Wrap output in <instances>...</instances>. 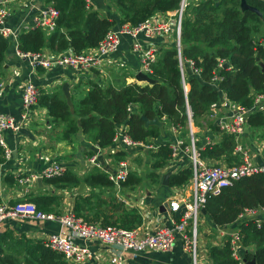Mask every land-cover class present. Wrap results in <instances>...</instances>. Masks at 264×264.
I'll list each match as a JSON object with an SVG mask.
<instances>
[{
	"label": "trees",
	"instance_id": "1",
	"mask_svg": "<svg viewBox=\"0 0 264 264\" xmlns=\"http://www.w3.org/2000/svg\"><path fill=\"white\" fill-rule=\"evenodd\" d=\"M107 1L116 9L117 17L102 16L98 10L89 7L86 0H47L60 12L57 28L52 33L40 28L22 30L18 36V49L32 55L45 50L55 55L66 52L80 54L97 47L110 30L123 25L137 27L158 14L177 10L182 0ZM191 1L182 24L181 54L184 60L194 61L195 67L202 72L200 76H195L190 69H186L188 91L183 87L178 50L172 47L160 50L150 75L154 84L139 83L135 77L133 82L121 86L91 83L85 96L73 99V107H70L62 91L43 92L38 105L47 111L53 124L64 125L65 139L72 140L83 135L105 149L113 145L118 131L126 128V134L133 141L148 145L149 139L155 143L163 136L157 127L146 128L142 115L151 120L158 117L170 126L186 129L187 100L194 123L217 106L223 94L228 101L246 109L253 106L254 94H264L261 67L264 64V0H247L263 14L262 17L251 11H242L240 0ZM8 46L9 40L0 35V73L4 70ZM220 61H225L222 68L219 67ZM225 64L228 66L225 67ZM216 73L222 77L217 87L211 84ZM135 105L137 110L132 109ZM247 122L250 129L264 127V114L251 113ZM199 144L202 146L201 141ZM235 145L234 137L224 135L220 144L203 145L201 156L203 159L225 160L228 165H233L239 159L234 155ZM148 154L152 163L151 172L146 177L151 185H156L160 183L158 171L171 160L172 148L170 144H161ZM126 156L124 152L119 153L120 159ZM192 175L191 166L172 174L169 186H185ZM143 180V176L130 173L121 187L134 190ZM44 182L56 191L77 188L86 183L92 191L88 195L76 196L73 211L76 217L88 223L125 229L139 228L143 224L138 208H126L116 197L107 199L105 192L95 190H115L108 175L100 171H93L84 177L67 171L61 176L44 179ZM26 201L33 202L40 211L51 213L61 206L62 196L45 191L28 195ZM257 207H264V174L243 179L224 189L220 195L210 197L205 208L216 226L237 227L242 245L255 247V251L248 250L242 255L246 264L252 260L264 264V223L258 224L255 220L236 222L242 211ZM208 257L211 264H240L233 257L229 239L222 246L211 245ZM0 264L67 262L63 255L47 247L44 241L32 240L25 235L15 237L7 231L0 233Z\"/></svg>",
	"mask_w": 264,
	"mask_h": 264
},
{
	"label": "crops",
	"instance_id": "2",
	"mask_svg": "<svg viewBox=\"0 0 264 264\" xmlns=\"http://www.w3.org/2000/svg\"><path fill=\"white\" fill-rule=\"evenodd\" d=\"M34 5L42 8L48 5V3L47 0H21L13 4L12 15L8 18L7 26L16 32H21L26 25L33 27L34 19L37 15V11L32 9ZM90 7L105 12V15L118 16L116 9L107 0H91ZM161 15L158 14L153 18H160ZM8 40L9 48L6 54L4 70L0 73V113L14 117L17 120L21 118L22 91L26 83L34 84L42 93L63 92V86L68 84V94L73 104V99H79L88 93L91 83H98L104 86L108 84L121 86L133 82V77H136V74L141 69L140 57L132 51L133 39L126 35L122 38L118 52L108 59L103 68L86 69L84 71L60 67L49 70L41 67L37 68L32 64L33 60L31 57L25 59L17 56V39L9 38ZM140 40L146 45L155 44L162 46L160 47L162 49L172 48L175 41L174 36L170 37L167 45L164 39L159 37L150 40L141 37ZM43 53L47 56L54 55L49 50H45ZM63 54L70 55L72 52ZM106 76L110 77L106 78ZM235 108L234 102L228 101L223 94L217 106L213 107L207 115L194 122V124L197 123L195 124L197 140L202 143L204 139H208V144H220L222 137L218 132L216 123L221 118H230ZM132 109L137 110L138 106L135 105ZM252 113L260 112L258 109H255ZM199 123H206V128ZM63 131L64 125L53 124L47 115V111L37 105L33 109L26 126H24L19 134L11 131L5 132L4 141L11 154L7 157L5 148L0 146V203L2 201H7L11 204L18 203V201L23 202L32 193L56 192L57 195L62 196L61 206L57 209V213L64 214L73 211L79 187L56 191L53 187L48 186L44 180L42 186L39 187L37 181L40 177L36 180H31L26 186L20 184V179L33 175L37 177L42 176L47 168L54 165L62 166L65 172L70 171L79 177H84L96 171L88 164V159L96 154L103 164L109 165L108 170L112 172L115 171L114 169L117 167L119 161L123 160L119 158V153L123 152L127 155L125 159L130 161L134 158L131 161L142 168L137 169L139 170L136 172L138 175L143 176L142 173H144L146 167H150L151 163L148 160V162L144 161L143 164L135 161V157L137 156L148 159L147 153L144 150L131 149L117 152L118 147L114 144L101 149L83 135H79L75 139L72 138V140H67L64 138ZM183 136V131L180 134L170 132L166 137L168 140L166 144L174 145L179 139H185ZM248 136L246 143L251 148L253 157L257 160L259 156L264 161V127L250 129ZM163 139L165 140V137L156 140L155 143L160 142L159 145H161L163 144L161 143ZM202 160L207 165H228L225 160ZM190 166L189 155L185 152H180L175 159L169 161L165 168L158 171L160 177L159 184L140 186V191H138L139 189L126 190L129 192L125 194L124 199H120V202H123L126 208L136 207L140 210L144 221L139 228L152 233L159 227L170 228L173 226V220H176L175 217L178 218V215L172 216L168 204L181 192L183 187L164 186L163 178L167 174H175ZM9 178L12 181H9ZM120 187L117 188L115 186L114 191L109 189L95 190L97 192H105L104 197L109 199L110 197L117 198L116 193L125 190L122 187L121 190ZM90 191L92 189L87 186V192L83 195H88ZM203 217L201 245L204 247V250L201 256V264H211L207 254L208 248L211 245L219 246L221 241L218 231L224 227L216 226L208 215L203 214ZM61 229L60 223L52 221H7L4 227L0 229V233L11 231L15 237L25 235L32 240L46 241L48 236L57 234ZM74 242L80 245H88L91 251L94 252V257L86 264H110L109 259L112 255H122L128 264H192L190 255L184 250L180 241L177 242L176 247L170 252L144 251L136 254L131 252L121 253L119 249H110L95 243H87L80 238H75ZM248 250L255 251V247L246 248L241 246L239 253L244 255ZM96 253L100 254L101 258L96 259ZM67 264L69 263L67 262Z\"/></svg>",
	"mask_w": 264,
	"mask_h": 264
},
{
	"label": "built area",
	"instance_id": "3",
	"mask_svg": "<svg viewBox=\"0 0 264 264\" xmlns=\"http://www.w3.org/2000/svg\"><path fill=\"white\" fill-rule=\"evenodd\" d=\"M21 0H0V35L5 38H14L18 40L19 32L14 31L7 26L8 18L12 15V5ZM88 4L91 0H86ZM191 0H182L177 10L169 13H163L160 18L151 20L137 26L123 25L110 30L105 38L95 48L86 50L80 54H57L47 56L44 53L27 54L17 49V56L27 59L32 58V64L35 67H41L45 70L60 68H72L74 70L84 71L86 69H101L107 63L108 59L118 52L123 36H129L133 39L132 51L137 53L141 61V69L138 73H144L150 76L153 72V65L157 62L162 46L146 45L141 42V37L150 40L153 38H163L166 45L171 36H174V45L179 53V67L182 75L183 87L188 91L185 78L186 69H190L195 76H200L202 70L195 67L192 60H184L182 57V24L185 17V10ZM200 1V0H197ZM32 9L37 11L34 19V26L26 25L22 30H31L40 28L47 33H52L57 28L60 12L53 5H46L42 8L33 6ZM225 61H220L219 67L222 68ZM137 73V74H138ZM136 78V77H135ZM222 81L219 74H215L211 84L218 86ZM42 92L32 83H26L22 91V113L19 120L14 117L0 113V146L5 148L7 157L11 151L7 149L4 141L6 131L19 134L26 126L33 109L38 105ZM235 104V111L230 118H221L218 123V132L223 137L231 136L235 140L234 155L238 157V163L233 165H207L203 162L201 151L203 148L199 145L196 132L193 125V114L187 100L188 130L187 139H179L172 148L171 159H175L180 152L189 155L193 175L189 183L183 186L181 192L169 202V208L172 216L178 215L173 220V226L170 228L159 227L150 233L141 228L125 229L117 226H102L97 223H88L82 218L75 216L74 211L64 214L40 211L33 202L23 201L11 204L10 202L0 203V229L4 227L7 221L13 222H45L52 221L61 224V231L57 234H51L47 237L45 244L53 251L64 256L69 264H86L93 257L94 252L88 245H80L74 242L75 238H80L87 243H95L110 249H119L121 253L131 252L133 254L144 251L170 252L177 242L180 241L184 250L189 253L192 264H201L199 260L200 243L199 227L201 217L205 210L207 201L210 197L220 195L224 189L232 187L235 183L251 178L256 175L264 174V164L258 163L253 157L251 148L247 145L248 134V115L253 110L258 109L264 114V94H254L253 106L249 109ZM183 127L170 126L169 131L172 133H182ZM127 129L121 128L113 140V144L118 147L119 151H128L131 149L151 150L156 149L153 145H147L143 142L133 141L127 134ZM264 162V161H263ZM88 164L94 169L108 175L117 188L128 179L131 172H138V166L131 160L123 159L119 161L115 171H109L108 166L100 161L99 156L88 159ZM134 165V166H133ZM136 167V169L134 168ZM65 173L62 166L54 165L47 168L42 176H29L20 179V184L28 185L31 180L39 177L51 179L61 176ZM263 217V218H261ZM255 220L264 223V207L249 208L242 211L237 219V223ZM219 239L222 246L230 240V246L233 251V257L246 264L243 256L239 253L241 245V234L238 228L231 229L227 226L218 231ZM95 258H101L96 253ZM110 264H128L122 255H112L109 259Z\"/></svg>",
	"mask_w": 264,
	"mask_h": 264
},
{
	"label": "water",
	"instance_id": "4",
	"mask_svg": "<svg viewBox=\"0 0 264 264\" xmlns=\"http://www.w3.org/2000/svg\"><path fill=\"white\" fill-rule=\"evenodd\" d=\"M188 2L190 3V1H188ZM240 8L244 12L245 11H251L253 13H256L260 17L263 16V14L257 8L249 5L247 0H240ZM225 67H227V65H225ZM261 67H262V70L264 72V64H262ZM136 80L139 83H148V84H154V82H155L150 76H148V75H146L144 73L136 74ZM68 86H69L68 84H65L63 86V92H64V96H65L68 104L70 105V107H73V104H72V102H71V100L69 98V94H68ZM141 120L144 122V125H145L146 128L157 127V128L160 129L161 135L163 137L165 136V134H166V124L163 121H161L158 117H156V118L151 120V119L147 118L146 116L142 115L141 116ZM246 132L249 133V127L247 128ZM205 144H207V140L206 139L203 140V145H205ZM258 163L261 164V165L264 164V162L262 161L261 158H258ZM170 175L171 174H167L163 178V185L164 186H168L169 185ZM37 182H38L39 187H41L42 183H43V179L39 178ZM86 192H87V185H86V183L83 182V183L80 184V186H79V188L77 190V194L78 195H83ZM203 214L207 215V211L203 210ZM244 262H246V259L244 260ZM247 264H257V262L255 260H252V261L248 262Z\"/></svg>",
	"mask_w": 264,
	"mask_h": 264
},
{
	"label": "rangeland",
	"instance_id": "5",
	"mask_svg": "<svg viewBox=\"0 0 264 264\" xmlns=\"http://www.w3.org/2000/svg\"><path fill=\"white\" fill-rule=\"evenodd\" d=\"M191 3V2H190ZM189 3V4H190ZM90 5H91V3L89 4V7H90ZM107 9V8H106ZM100 12V14L102 15V16H105V12H103V11H99ZM225 65H227L228 66V64H225ZM110 76H106V78H109ZM185 78H186V72H185ZM207 115V114H206ZM166 124V123H165ZM195 124H197V123H195ZM194 123H193V125H194V130H195V125ZM199 124H201V125H204V127L207 125L206 123H199ZM188 127V126H187ZM186 127V129H184V131H183V134H184V136H183V138L185 137V139H187L186 141H187V143H188V137H189V130H188V128ZM169 128H170V125L169 124H166V134L167 135H169L170 134V131H169ZM206 128V127H205ZM249 132H250V127H249ZM197 133V132H196ZM197 136V135H196ZM207 141H208V139H206ZM162 142L161 143H163V144H166L167 143V139L165 138V140L163 139V140H161ZM160 143V142H159ZM159 143H154V142H152V140L151 139H149V143H148V145L150 146V145H153V146H155L156 148H158L160 145H159ZM202 143H203V141H202ZM208 144V143H207ZM200 145V144H199ZM202 146H203V144H202ZM201 146V147H202ZM249 146V145H248ZM156 150V149H155ZM154 149H151V150H149V151H147V150H144V152H146L147 153V157H148V159L146 158V157H141V156H137V157H135V161L136 162H138L139 161V159H140V163L141 164H143V162L144 161H149L150 163H152V159H151V155H149L148 153L151 151V153L152 152H154L155 151ZM141 153H143V152H141ZM144 154V153H143ZM145 155V154H144ZM146 156V155H145ZM257 158H261V157H257ZM189 159H190V157H189ZM262 159V158H261ZM131 160H134V158L133 159H131ZM147 161V162H148ZM257 161H258V159H257ZM135 169H136V167H134ZM137 169H142L140 166H138V168ZM151 164H150V168L148 169L147 167H146V169L144 170V173H142L143 174V178H144V180H143V183H142V185H139V186H137L135 189H139L138 191H140V189H141V187L140 186H150L151 185V183H150V179L149 178H147L146 177V175H148V173H150L151 171ZM131 173H136V172H131ZM43 180L45 179V178H42ZM183 187V186H182ZM134 189V190H135ZM144 190H146V189H144ZM127 192H129V191H126V190H124V191H122V192H120L119 191V193H116V195H117V198H118V200L119 201H121L122 199H124L125 198V194L127 193ZM120 196V197H119ZM121 199V200H120ZM169 205V204H168ZM206 210V209H205ZM261 218H263V217H261ZM203 219H204V217H201V225H200V227H199V233H200V235L202 234V224H203ZM236 224H238L237 222H236ZM231 227V229H236V228H234V227H232V226H230ZM239 230V229H238ZM240 231V230H239ZM216 237V236H215ZM220 242V241H219ZM218 242V243H219ZM199 243H200V254H199V260H200V262H201V256H202V253H203V250H204V247L201 245V236H199ZM241 245H242V240H241ZM243 246V245H242ZM210 247V246H209ZM189 254V253H188ZM208 254V253H207Z\"/></svg>",
	"mask_w": 264,
	"mask_h": 264
},
{
	"label": "bare ground",
	"instance_id": "6",
	"mask_svg": "<svg viewBox=\"0 0 264 264\" xmlns=\"http://www.w3.org/2000/svg\"><path fill=\"white\" fill-rule=\"evenodd\" d=\"M99 171V170H98Z\"/></svg>",
	"mask_w": 264,
	"mask_h": 264
}]
</instances>
